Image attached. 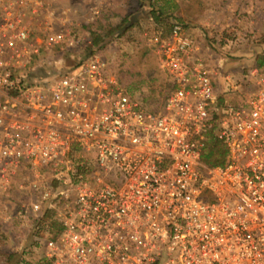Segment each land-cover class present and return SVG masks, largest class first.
I'll return each mask as SVG.
<instances>
[{"label": "built area", "instance_id": "obj_1", "mask_svg": "<svg viewBox=\"0 0 264 264\" xmlns=\"http://www.w3.org/2000/svg\"><path fill=\"white\" fill-rule=\"evenodd\" d=\"M56 3L0 0V222L56 211L50 264H264V69L219 82L176 22L149 39L172 84L158 111L96 55L39 77L79 44ZM210 137L222 166L202 162Z\"/></svg>", "mask_w": 264, "mask_h": 264}, {"label": "rangeland", "instance_id": "obj_2", "mask_svg": "<svg viewBox=\"0 0 264 264\" xmlns=\"http://www.w3.org/2000/svg\"><path fill=\"white\" fill-rule=\"evenodd\" d=\"M161 5L166 7L163 23L178 22L188 27L219 82L229 74L242 77L254 68L264 69L256 64L257 55L264 49V0H181L178 8L170 9L171 13L170 1L166 4V0H57L56 8L80 21L81 28L76 31L79 44L66 48L59 58L39 63L37 75L66 71L96 55L107 63L111 75L133 99L148 110H160L172 91L167 71L149 46L154 33L165 32L151 16V11ZM96 8L99 16L94 22H86ZM123 20L126 24L120 30L98 46L92 45L91 31L105 34ZM23 196L18 189L10 195L16 199ZM10 205L12 211L16 210L13 200ZM34 234L33 224L22 219L0 222V260L15 254L11 264L40 263L44 258L42 242L48 233L44 231L42 237Z\"/></svg>", "mask_w": 264, "mask_h": 264}, {"label": "trees", "instance_id": "obj_3", "mask_svg": "<svg viewBox=\"0 0 264 264\" xmlns=\"http://www.w3.org/2000/svg\"><path fill=\"white\" fill-rule=\"evenodd\" d=\"M160 0H155L156 3H158ZM169 0H166V4H168ZM164 7L161 5L157 7V9H153L151 11V16L153 20L164 27V33H169L171 30V25H166L163 22L162 15L164 13ZM126 24V20L122 21V24L119 26L107 31L105 34L100 33V31H91L92 34V45L98 46L101 44L105 38L113 35L116 31L120 30L122 26ZM256 64L258 67H264V49L262 53L257 55L256 57ZM227 156V149L226 147L219 141H216L214 138L210 137L207 147L204 150L202 154V162L209 166V167H216V166H222L225 164ZM47 226L49 229L50 234L53 236L60 232L62 227L60 223V217L58 213L54 210L47 211L43 219L40 221L38 225H33V231L35 232V237H42V233L44 232V227ZM5 260H0V264H11L12 261L16 258L15 254L5 255ZM29 264V263H24ZM38 264H50L49 261H47L45 258L38 263Z\"/></svg>", "mask_w": 264, "mask_h": 264}, {"label": "crops", "instance_id": "obj_4", "mask_svg": "<svg viewBox=\"0 0 264 264\" xmlns=\"http://www.w3.org/2000/svg\"><path fill=\"white\" fill-rule=\"evenodd\" d=\"M170 1V8H169V12L171 13V10L170 9H173V8H178V3H181V0L180 1H177V3H176V1H174V0H169ZM166 8V7H165ZM164 8V9H165Z\"/></svg>", "mask_w": 264, "mask_h": 264}]
</instances>
